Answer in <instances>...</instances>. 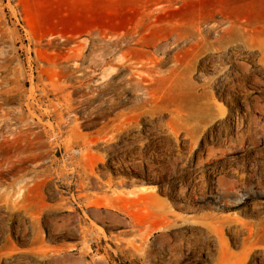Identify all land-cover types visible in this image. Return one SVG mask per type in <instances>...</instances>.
I'll return each mask as SVG.
<instances>
[{
  "label": "rangeland",
  "instance_id": "rangeland-1",
  "mask_svg": "<svg viewBox=\"0 0 264 264\" xmlns=\"http://www.w3.org/2000/svg\"><path fill=\"white\" fill-rule=\"evenodd\" d=\"M224 17L264 40V0H0V104L17 117L29 105L41 124L60 127L55 139L43 135L44 161L29 169L44 173L22 213L0 206V264H49L56 255L75 264H264V244L250 232L264 220V142L255 153L226 142L197 163L203 142L193 152L170 142L166 127L173 54L192 70L177 99L191 93L223 113V134L241 96H253L237 79L227 96L206 85L227 70L212 50ZM197 28L201 50L173 48L176 33ZM102 40L143 46L161 64L140 84L128 83L125 68L100 76L87 57ZM234 171L240 185L220 187L219 176L238 179ZM22 220L27 232L18 233Z\"/></svg>",
  "mask_w": 264,
  "mask_h": 264
},
{
  "label": "bare ground",
  "instance_id": "bare-ground-1",
  "mask_svg": "<svg viewBox=\"0 0 264 264\" xmlns=\"http://www.w3.org/2000/svg\"><path fill=\"white\" fill-rule=\"evenodd\" d=\"M218 25L224 27L219 30L212 50L223 53L228 63L227 70L216 79L208 80L206 85L210 88L218 85L219 96H227L229 85L237 79L242 81L243 85L249 83L253 96L249 100H247L248 92L241 96L238 102L242 110L240 113L235 112L232 117V133L223 134L218 127L223 113H214L207 102L197 105L198 99L191 93H182L181 98L177 99L176 90L179 87V80L185 81L192 70L191 64L182 66L178 55L173 54V68L170 70L173 98L166 123L167 133L170 142L186 141L191 144L193 152L202 141V151L197 150V163L201 161V158L207 160L223 151L222 144L226 142L239 147L247 142L254 153L260 143L264 142V90L257 87L264 86V81L257 75V72H264V40L261 37V31L244 27L239 19L229 20L226 17L218 22L215 29ZM202 38L199 28L176 33L173 48L177 51L183 47L201 50ZM130 43V41L125 43L102 40L91 49L87 57L88 64L92 69H97L100 76L114 67L125 68L128 83L140 84L146 76H151L152 72L157 70L161 60L152 55L148 56L143 46L142 48L132 47ZM158 51L163 52L164 49L161 47ZM2 67L6 68V65ZM254 67L259 69L255 70ZM98 88H106V84L101 79ZM55 91L58 94V100L62 102L61 105L68 107L70 93H66V87L61 85ZM27 108V113L21 111L17 117L0 104V206L11 215L22 213V201L25 194L37 185L39 175L44 173V170L37 172L29 169L30 166H38L44 161L43 149L46 147L47 140L43 138V135L50 133L51 138L55 139L60 134L59 126L41 124L40 116L31 111L29 105ZM121 171L123 170H118L116 174ZM234 174L238 179L227 178V175L219 176L218 185L235 189L244 176L237 171H234ZM6 179H10V182L4 185ZM21 223H23L21 230L19 225L14 227L18 229V233L27 232L23 220ZM257 230V232L250 230L251 234L254 232L255 237H258L255 245L264 244V220L258 221ZM260 246L262 245L258 247ZM250 247L253 246L250 245ZM33 250L41 249L38 247ZM238 263L243 264L244 259H239ZM49 264L75 263L61 255H56Z\"/></svg>",
  "mask_w": 264,
  "mask_h": 264
},
{
  "label": "trees",
  "instance_id": "trees-1",
  "mask_svg": "<svg viewBox=\"0 0 264 264\" xmlns=\"http://www.w3.org/2000/svg\"><path fill=\"white\" fill-rule=\"evenodd\" d=\"M121 264H129V263H127V262H123V263H121ZM135 264V263H134Z\"/></svg>",
  "mask_w": 264,
  "mask_h": 264
}]
</instances>
